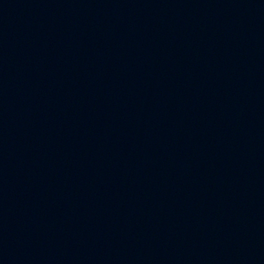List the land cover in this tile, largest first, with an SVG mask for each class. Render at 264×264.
Returning <instances> with one entry per match:
<instances>
[{
  "label": "water",
  "instance_id": "water-1",
  "mask_svg": "<svg viewBox=\"0 0 264 264\" xmlns=\"http://www.w3.org/2000/svg\"><path fill=\"white\" fill-rule=\"evenodd\" d=\"M0 264H264V0H0Z\"/></svg>",
  "mask_w": 264,
  "mask_h": 264
}]
</instances>
